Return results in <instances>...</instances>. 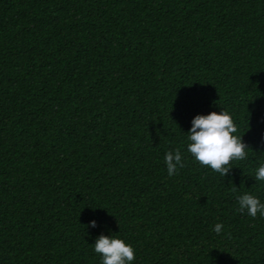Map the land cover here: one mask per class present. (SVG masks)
Returning a JSON list of instances; mask_svg holds the SVG:
<instances>
[{
  "label": "trees",
  "instance_id": "1",
  "mask_svg": "<svg viewBox=\"0 0 264 264\" xmlns=\"http://www.w3.org/2000/svg\"><path fill=\"white\" fill-rule=\"evenodd\" d=\"M222 110L248 146L224 177L187 150ZM260 163L264 0H0V264H101L100 235L131 264H264L236 199L264 203Z\"/></svg>",
  "mask_w": 264,
  "mask_h": 264
},
{
  "label": "clouds",
  "instance_id": "2",
  "mask_svg": "<svg viewBox=\"0 0 264 264\" xmlns=\"http://www.w3.org/2000/svg\"><path fill=\"white\" fill-rule=\"evenodd\" d=\"M191 128L187 133L189 144L188 152L194 160L204 167L226 176L232 161L245 160L248 146L243 142L242 136L234 135L237 132L233 118L226 111H215L207 115H196L191 121ZM169 177L177 174V168H183L182 155L179 149L165 154ZM256 181H264V163H260L255 172ZM239 205L237 211L244 212L252 218L257 214L264 217V203L252 194L237 196ZM91 227H96V222L91 221ZM223 229L222 223L214 226V231L219 234ZM94 252L101 257V264H131L135 260V251L123 239L100 235L94 243Z\"/></svg>",
  "mask_w": 264,
  "mask_h": 264
}]
</instances>
